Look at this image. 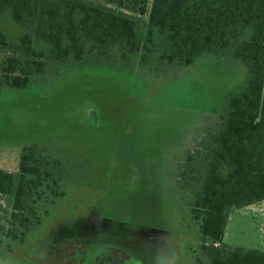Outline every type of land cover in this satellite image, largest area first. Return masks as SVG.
I'll return each instance as SVG.
<instances>
[{
  "label": "trees",
  "instance_id": "obj_1",
  "mask_svg": "<svg viewBox=\"0 0 264 264\" xmlns=\"http://www.w3.org/2000/svg\"><path fill=\"white\" fill-rule=\"evenodd\" d=\"M0 54V90L91 66L155 77L180 70L206 87L209 105L192 133L161 159L176 230L192 264H264V250L223 242L229 209L264 200V0H0ZM20 148L18 171L0 169L10 206L0 264H17L14 250L55 209L77 195L92 203L100 190L102 167L87 159L64 158L47 142Z\"/></svg>",
  "mask_w": 264,
  "mask_h": 264
},
{
  "label": "rangeland",
  "instance_id": "obj_2",
  "mask_svg": "<svg viewBox=\"0 0 264 264\" xmlns=\"http://www.w3.org/2000/svg\"><path fill=\"white\" fill-rule=\"evenodd\" d=\"M4 28L19 35L10 21ZM106 69L91 66L24 90H0V169L16 173L20 147L31 141L102 167L92 203L77 195L51 212L14 250L17 264H192L159 170L164 151L180 150L209 105L207 88L180 79V70L155 77ZM9 211L0 194V223ZM223 242L264 250V200L229 209Z\"/></svg>",
  "mask_w": 264,
  "mask_h": 264
}]
</instances>
